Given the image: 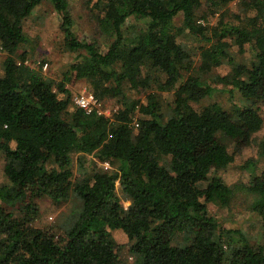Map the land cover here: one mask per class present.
<instances>
[{"label":"trees","instance_id":"16d2710c","mask_svg":"<svg viewBox=\"0 0 264 264\" xmlns=\"http://www.w3.org/2000/svg\"><path fill=\"white\" fill-rule=\"evenodd\" d=\"M50 1L76 57L58 90L18 52L29 41L23 23L43 0H0L7 177L0 185V264H264V244L208 211L209 203L231 206L242 190L264 227V170L234 188L215 175L235 160L224 137L243 150L264 124V0H238L235 11L227 7L235 0H87L108 36L104 45L74 33L68 0ZM182 37L203 43L199 66ZM234 47L240 54L251 48L252 65L237 62ZM224 63L230 71L213 81L243 103L196 107L217 90L206 75ZM83 78L98 100L118 102L113 117L71 108L70 95L59 96ZM170 91L172 103L160 98ZM74 152L117 168L74 180ZM118 184L132 201L127 209ZM73 195L77 219L69 230L56 234L54 226L36 224L38 198L61 205ZM119 229L126 245L114 237ZM126 246L132 263L122 255Z\"/></svg>","mask_w":264,"mask_h":264},{"label":"rangeland","instance_id":"374dc122","mask_svg":"<svg viewBox=\"0 0 264 264\" xmlns=\"http://www.w3.org/2000/svg\"><path fill=\"white\" fill-rule=\"evenodd\" d=\"M68 1L73 17L72 29L74 33L77 36L88 35L92 39H98L103 45L108 43L109 39L107 34L102 31L98 19V12L91 11L87 7V0ZM237 1L238 0H235L227 6L230 8V11H235ZM209 20L210 24L216 23L218 14L216 16H211ZM61 24L62 18L55 10L53 3L50 0H43V2L36 7L33 14L23 23V29L26 35H28L29 41L22 44L18 51L19 53L26 52V63L33 68H41L42 73L54 81L55 90H58V83L64 78V72L67 71L70 64L76 60L75 53L70 52L65 47V32L62 31ZM179 40L190 50L195 67L199 66L201 63V50H198V48L200 45H203V43L199 42L200 40L196 37H182ZM236 49L237 47L232 49L234 50L233 55L236 61L252 65L251 63L255 60V55L251 52V48L247 47L243 54L238 53ZM5 57L6 54L0 46L1 73H3L4 70L3 62ZM46 63L47 68L44 69ZM231 66L230 63H224L222 66L215 68L214 71L206 75L208 83L211 85L212 83H217L213 81L212 77L217 74H227ZM65 87L68 91H59V96L66 97L69 94L71 97V108L77 106L74 100L76 95L83 91L93 93L90 89L89 81L85 78L79 79L75 83H67ZM216 87L217 90L211 96L202 99L200 103H195L194 105L200 107L216 101L229 108L231 104L233 105V102L239 104L243 103L241 96L238 94L231 98L229 92L225 88V84L217 83ZM226 87L230 88L231 86L226 85ZM173 91L160 93V98H164L166 101L172 103L174 99ZM130 95L132 97L140 96L135 92H130ZM141 97L143 98L144 95ZM99 101V109L101 112L109 117H113L119 107L118 102L114 98ZM261 112L264 116V105L261 108ZM253 137V143L243 150L236 149L232 141L224 137L229 152L235 155V160L227 167L215 172V175L221 177L232 188L241 184L250 185L252 174L261 173V171L264 170V124ZM79 157H82V162L79 161ZM252 162L253 166H251ZM4 165L5 155L0 150V185L7 182V177L4 173ZM48 166L49 168H53L55 165L49 164ZM250 167H253V169ZM71 168L74 172L73 179L76 180L77 178L85 177L88 171L92 169L101 171L109 169L116 170L117 165H112L109 162H101L93 155L85 157L78 152H74ZM206 184L207 182H204L200 185L204 187ZM117 192L122 199L124 207L127 209L132 203L131 199L125 195L119 184L117 185ZM72 197L73 198L61 205L54 203L49 196H44L41 199L38 198L37 202L40 205L41 213L36 220V224L38 226H54L53 230L56 234H62L63 231L69 230L77 219V216H73L72 211H75L78 206H76L75 196L73 195ZM248 197L245 192L238 190L231 206L220 207L214 203H209L208 211L211 215L219 218L226 227L243 230L248 240L253 244H264V227L262 221L260 217L249 208ZM113 234L118 243L124 245L128 243V238L122 230H114ZM122 255L128 263L134 261V257L128 252L127 246L124 248Z\"/></svg>","mask_w":264,"mask_h":264},{"label":"built area","instance_id":"2783aa9c","mask_svg":"<svg viewBox=\"0 0 264 264\" xmlns=\"http://www.w3.org/2000/svg\"><path fill=\"white\" fill-rule=\"evenodd\" d=\"M46 68L47 63L44 65V69ZM74 100L77 106L83 108L88 113L97 111L98 113L103 114L99 109L100 101L91 92L83 91L76 95Z\"/></svg>","mask_w":264,"mask_h":264}]
</instances>
